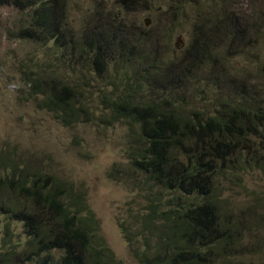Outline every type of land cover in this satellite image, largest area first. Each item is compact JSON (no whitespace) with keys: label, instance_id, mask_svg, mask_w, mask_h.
Here are the masks:
<instances>
[{"label":"rangeland","instance_id":"obj_1","mask_svg":"<svg viewBox=\"0 0 264 264\" xmlns=\"http://www.w3.org/2000/svg\"><path fill=\"white\" fill-rule=\"evenodd\" d=\"M65 3V51L53 43L45 47L13 38L10 33L28 13L0 7V159L7 155L21 167L72 186L85 197L117 264H140L134 253L144 250L137 235L139 220L145 213L146 191L156 188L131 166L134 151L144 146L137 125L116 119L105 100L112 101L123 87L115 89L114 83L140 79L143 98L172 100L185 116L208 117L243 92H264V0L235 2L226 17L219 14V20L210 23L206 12L219 10V0H192L178 4V9L165 0ZM226 22V28L216 27ZM204 32L213 48H193ZM98 33L103 34V53L110 62L102 70L93 60ZM90 35V40L96 38L92 47L86 44ZM222 37L225 43L219 46ZM84 49L92 51L81 54ZM40 62L52 65L57 88L66 84L83 95L85 111L80 110L79 119L66 120L61 112L41 109L37 101H24L25 86L35 80ZM145 76L152 89L144 92ZM251 142V155L233 157L218 176L223 213L234 234L224 254L226 264H264V171L235 167L253 156L264 159V135ZM5 223L0 216V248ZM11 230L13 244L26 241L21 224L13 223Z\"/></svg>","mask_w":264,"mask_h":264},{"label":"trees","instance_id":"obj_2","mask_svg":"<svg viewBox=\"0 0 264 264\" xmlns=\"http://www.w3.org/2000/svg\"><path fill=\"white\" fill-rule=\"evenodd\" d=\"M165 1L178 9V4L192 0ZM239 1L219 0V10L206 12L205 21L219 20V14L226 17ZM3 6H15L28 13L10 33L13 38L45 47L53 43L55 49L65 51V0H0V7ZM227 25L226 22L216 27ZM206 28L212 33L210 24ZM91 35L86 44L92 47L96 38L90 40ZM205 37L206 32L197 35L193 48H213ZM103 40V34L98 33V51L93 60L99 70L110 64L104 57ZM69 41L73 43L72 37ZM223 43L224 37L219 46ZM52 50L48 48L49 52ZM83 51L89 54L92 50L80 53ZM36 68L35 80L25 86L24 101H37L41 109L61 112V118L66 120L79 119L80 110L85 111L83 95L66 84L57 88L59 82L54 78L52 65L40 62ZM142 83L144 92L152 89L148 76ZM121 85L116 98H106L105 102L116 119L137 125L144 146L134 151L131 166L145 176L152 189H158L146 191L145 213L140 216L137 232L144 250L134 251L137 262L226 264L225 255L234 234L223 213V184L218 176L233 157L239 154L240 160L243 152L251 155V138L264 135V92H243L231 104L224 102L218 114L205 117L199 113L183 115L172 100L143 98L140 79L114 83L115 89ZM235 167L240 171H264V159L253 156ZM0 216L6 218L0 264H117L114 253L99 235V226L82 194L54 175L21 167L7 155L0 159ZM13 223L22 225L27 238L23 244H13ZM131 238L130 234L127 241Z\"/></svg>","mask_w":264,"mask_h":264}]
</instances>
